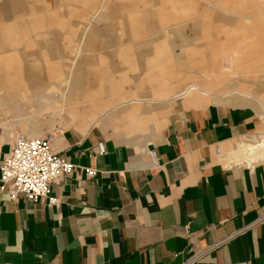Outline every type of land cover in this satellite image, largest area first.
<instances>
[{"label": "crops", "instance_id": "obj_1", "mask_svg": "<svg viewBox=\"0 0 264 264\" xmlns=\"http://www.w3.org/2000/svg\"><path fill=\"white\" fill-rule=\"evenodd\" d=\"M226 1L214 3L225 13L264 15V0ZM135 2L139 11L148 9L143 15H183L180 0L163 1L160 9L157 0ZM83 12L93 17L78 47L58 33L47 42L57 47L56 57L76 60L129 35L120 59L77 61L89 71L69 66L64 81L55 76L34 95L17 96L19 105L12 99L21 80L34 74L18 64L27 55L0 57V94L11 96L0 100V161L17 135L14 125L37 137L61 121L65 128L52 148L74 165L50 184V194L61 199L57 208L0 191V264H264V158L248 164L241 154L264 136V83L257 82L264 79V37L247 27L264 18L231 26L221 56L198 55L207 69L202 79L184 73L168 41L143 48L134 10L100 2ZM118 12L129 15L120 31L112 27L121 22ZM236 29L244 36L235 45ZM15 34L7 33L15 46L37 45ZM135 45L154 54L135 56ZM222 56L231 63L228 76L219 74ZM34 61L48 65L47 56ZM92 69L96 76H85ZM246 74L250 82H235ZM31 102L38 118L16 121L9 107L21 111ZM85 168L95 175L89 178Z\"/></svg>", "mask_w": 264, "mask_h": 264}, {"label": "rangeland", "instance_id": "obj_2", "mask_svg": "<svg viewBox=\"0 0 264 264\" xmlns=\"http://www.w3.org/2000/svg\"><path fill=\"white\" fill-rule=\"evenodd\" d=\"M135 1L140 0H0V57L5 56L12 58V56L27 55L25 60H21L18 64L30 67L34 73L33 75L31 74V76H25L22 78V90L20 93L17 92L16 96H14L16 98L12 100L19 102L17 96L34 95L37 89L36 87L44 82L56 80V78H54L55 76H58L60 81H64L68 74L70 75L69 66L73 68L72 65H75L77 70L89 71V69L78 68L76 66L78 63L77 61L95 60L98 59L99 55L104 59H108L110 54L109 59H120L122 54L120 47L126 42V40L132 39L129 35L126 36L123 34L125 37L123 43H120L121 37H119L117 43H114L117 44L115 48L113 46L110 47L111 44H101L96 46V48L83 51L76 60L71 59L72 56L70 58H65L63 56H60L59 58L56 57L59 53L56 49L57 47L54 44L49 45L47 43L51 37L58 33L62 34L64 37L66 36V38L70 40L68 47L77 46L80 35L86 28V22L93 17V15H90L89 13L85 14L83 10H94L100 5V2H105V5L108 7L115 6L118 9L129 8L137 12L139 15H136V13L132 15V21L135 22L138 30H143V32L140 33L143 34V48L146 49L148 47L147 45L150 44V47L147 49L155 50L154 45L158 44L160 41L162 42V40L168 41L172 53H174L182 63L184 73L202 79L206 77L207 69L205 64L199 61V57H197L198 55L205 53L211 54L212 52L217 51L221 56L224 53L223 48L227 41L225 33L231 28V26H237V28H239L240 24H242V26L245 25L243 24L245 20L250 21L254 17L264 18V15H234L229 12L225 13L221 8L215 6L214 1L216 0H180L179 8L183 10V15H162L163 12L161 15H143L148 9L139 11L142 6ZM163 1L166 0H157L159 9L162 6L161 2ZM224 1L227 3L226 0ZM254 1L255 0H242V2L246 4H252ZM235 2L240 3L239 0H235ZM172 7H175V5H171V8ZM104 13L107 14L105 17H109L108 10L104 11L103 14ZM118 14L122 15L124 13L118 12ZM172 16H175V18ZM76 17H78V19ZM128 17L129 15H122L121 22L113 24L112 27L119 30L121 24L129 19ZM173 22H176L177 25L173 26ZM263 25L264 19L261 21H255L251 23V26L247 27H251L250 30H252L253 33H256L254 29H258L257 33L263 38ZM236 30L235 45L237 44L238 39L244 36L239 29ZM12 31L17 34H15L17 39H21V34L26 33V39H28V41H36L37 45L32 47L20 42L15 46L7 37V33ZM105 46H108V48L105 49ZM68 49L71 50V48ZM141 52V48L135 45L133 51L135 56H139V54H144L145 56L154 54V51ZM42 55L47 56L48 59L46 63L48 65L43 67L40 63L34 61V59ZM222 57L223 58H221L219 62V74L222 75L226 73L224 76H228L231 63L226 56ZM36 64L39 65L35 66ZM0 65H2L1 62ZM62 69L63 73H60L59 75L55 74L54 71H62ZM88 71L85 73V76H96L95 69H92L90 73L87 74ZM138 72L140 73V71ZM13 77L14 76H9L8 80L11 79V82L14 84ZM169 78L175 82L180 80L178 78ZM251 80L252 77L247 74L245 76L238 75L235 77V82L238 81L240 83L250 82ZM230 81H232V79ZM257 82L264 83V79L257 78ZM47 86L49 87V85ZM3 99L11 100L10 94H0V100ZM33 107L34 103L31 102V104H28L26 108L21 109V111L9 107V112L11 115L15 112L16 121H26L37 117L38 114L35 113ZM4 108L8 107L5 106ZM2 111L5 112L4 110ZM39 116L41 115L39 114ZM41 117L46 118V115L42 114ZM55 125L60 129L65 128V123L61 121L56 122L54 126ZM54 126L51 128H45L43 132L53 129ZM69 126L77 127L75 124H70ZM14 128L16 134H24V131L21 130L18 125H14ZM262 136L260 137V140L250 141L249 143H260Z\"/></svg>", "mask_w": 264, "mask_h": 264}, {"label": "built area", "instance_id": "obj_3", "mask_svg": "<svg viewBox=\"0 0 264 264\" xmlns=\"http://www.w3.org/2000/svg\"><path fill=\"white\" fill-rule=\"evenodd\" d=\"M60 133L61 129L54 127L37 137L15 135L0 161V191H6L10 200L23 194L33 202L45 199L49 208L60 205L61 199L50 194V184L74 169L72 163L53 151L52 143ZM148 155L155 158L153 150H149ZM84 171L89 178L96 173L92 168H85ZM196 258L198 256L193 260Z\"/></svg>", "mask_w": 264, "mask_h": 264}, {"label": "bare ground", "instance_id": "obj_4", "mask_svg": "<svg viewBox=\"0 0 264 264\" xmlns=\"http://www.w3.org/2000/svg\"><path fill=\"white\" fill-rule=\"evenodd\" d=\"M241 154L243 159L248 161V164L262 160L264 158V136L257 145H245Z\"/></svg>", "mask_w": 264, "mask_h": 264}]
</instances>
